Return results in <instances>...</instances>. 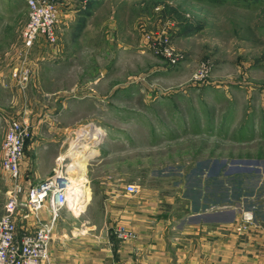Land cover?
<instances>
[{"label":"rangeland","instance_id":"obj_1","mask_svg":"<svg viewBox=\"0 0 264 264\" xmlns=\"http://www.w3.org/2000/svg\"><path fill=\"white\" fill-rule=\"evenodd\" d=\"M75 4L59 2L55 44L39 36L26 49L23 0H0V70L16 63L11 74L20 73L42 53L51 60L35 83L27 69L23 85L0 84V115L15 99L54 114L66 99L81 138L68 141L63 161L74 164V191L84 186L86 196L96 194L101 176L115 172L177 181L184 196L234 209L242 224L264 230V0ZM30 86L63 97L28 96ZM99 129L108 140L90 136ZM90 149L96 153L79 178L75 162Z\"/></svg>","mask_w":264,"mask_h":264},{"label":"crops","instance_id":"obj_2","mask_svg":"<svg viewBox=\"0 0 264 264\" xmlns=\"http://www.w3.org/2000/svg\"><path fill=\"white\" fill-rule=\"evenodd\" d=\"M57 1L62 5L67 0ZM79 1L71 0V3ZM50 62L42 53L24 61L25 66L21 67L30 71L31 83H35L39 80L38 70ZM14 67L16 63L9 72L0 70L2 88L11 89L12 83L6 84L15 81L11 76ZM27 94L63 97L57 90L44 92L35 86L28 87ZM5 109L0 115V214L11 189L9 177L1 168V146L10 120L26 125L31 132L28 139L31 142L25 144L19 164L22 200L33 184L58 171L66 158L68 141L81 140L77 137L76 111L68 107L66 99L59 100L55 114L50 109L44 112L37 102L18 104L16 99ZM106 136L100 140H108ZM41 140L47 141L41 143ZM96 184L98 193L85 195L75 204L81 208L79 212H73L70 207L61 211L52 233L49 258L44 264H264V230L242 224V215L234 209L222 211L216 207L218 203L210 200L203 203L201 195L198 199L184 196L177 181L142 182L115 172L105 173ZM162 184L167 190L157 191V186ZM128 185L135 186L137 193H126ZM197 187L193 189L201 190V184ZM39 216L49 221L46 210ZM33 223L28 222V226ZM119 227L134 237L118 239L114 231Z\"/></svg>","mask_w":264,"mask_h":264},{"label":"built area","instance_id":"obj_3","mask_svg":"<svg viewBox=\"0 0 264 264\" xmlns=\"http://www.w3.org/2000/svg\"><path fill=\"white\" fill-rule=\"evenodd\" d=\"M28 11V21L22 32L24 47L30 49L37 37H44L48 43L55 44V26L59 19L57 0H24ZM12 77L23 85L28 80L27 68ZM31 137L29 128L15 120L7 124L2 141L1 168L8 175L11 189L7 192L6 202L0 214V264H44L49 258V245L55 224L64 208L69 205V189L72 181L69 176L71 164H64L51 177L33 184L26 192L19 183V164L24 157V146ZM101 137V136H100ZM68 157V156H67ZM128 194H136L137 188L128 185ZM46 210L49 221H43L39 214ZM245 223L252 217L243 216ZM34 222L28 226V222ZM19 224V229H18ZM120 240L132 239L134 235L125 228L115 229Z\"/></svg>","mask_w":264,"mask_h":264},{"label":"bare ground","instance_id":"obj_4","mask_svg":"<svg viewBox=\"0 0 264 264\" xmlns=\"http://www.w3.org/2000/svg\"><path fill=\"white\" fill-rule=\"evenodd\" d=\"M94 132V131H93ZM89 133L83 131L82 133V136H88ZM104 133L99 129V130H95L94 132V135H90V136H95V137H100V136H103ZM81 136V135H80ZM95 151L90 149L88 151H85V153H81L80 154V158L75 162V166L74 167L75 169L78 170V173H79V178H83L84 176V172H85V161L86 159L89 157H91V155H95L94 154ZM78 154V151L77 152H73L72 150V155L71 156H76ZM91 158H89L87 160V162L90 160ZM71 165H74V164H71ZM73 168V167H72ZM79 190L80 191H74V186L72 185L69 189V204H71L72 207L75 206V204L79 201V199L83 198L84 195L87 194V190H86V187L84 186H78ZM78 208V207H76Z\"/></svg>","mask_w":264,"mask_h":264}]
</instances>
